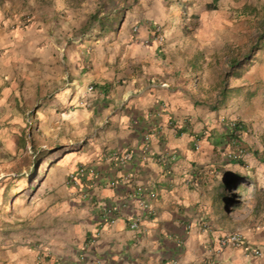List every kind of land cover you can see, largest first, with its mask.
Here are the masks:
<instances>
[{
  "label": "crops",
  "instance_id": "0c3cea01",
  "mask_svg": "<svg viewBox=\"0 0 264 264\" xmlns=\"http://www.w3.org/2000/svg\"><path fill=\"white\" fill-rule=\"evenodd\" d=\"M230 1L0 0V134L27 131L53 162L35 211L49 228L0 264H264L262 113L217 110L166 56L175 29ZM233 234L261 255L222 247Z\"/></svg>",
  "mask_w": 264,
  "mask_h": 264
},
{
  "label": "rangeland",
  "instance_id": "374dc122",
  "mask_svg": "<svg viewBox=\"0 0 264 264\" xmlns=\"http://www.w3.org/2000/svg\"><path fill=\"white\" fill-rule=\"evenodd\" d=\"M107 4L109 0H103L105 14L111 12ZM228 7L227 11L198 13L201 20L175 29L165 48L171 53L166 56L176 64L191 66L202 94L217 110L225 107L234 115L252 117L259 108L258 122L263 125L264 0H231ZM155 26L164 35L163 27ZM237 121L236 117L230 122ZM26 127L34 129L27 123ZM34 143L27 131L16 145L0 134V256L8 257L13 247L27 244L31 232L40 234L49 228L42 213L35 211L47 194L43 184L53 162ZM235 197L234 192L231 200Z\"/></svg>",
  "mask_w": 264,
  "mask_h": 264
},
{
  "label": "built area",
  "instance_id": "2783aa9c",
  "mask_svg": "<svg viewBox=\"0 0 264 264\" xmlns=\"http://www.w3.org/2000/svg\"><path fill=\"white\" fill-rule=\"evenodd\" d=\"M153 36H155L156 39H158L159 41H161L162 39V35H161V27L159 26H155L152 27L151 29ZM133 32L137 33L138 32V27L135 26L133 28ZM162 87H165L166 84H161ZM94 88L92 85L88 86L87 90L90 92L92 91ZM84 106H87L86 104H84ZM27 124L29 126H32L33 123L31 122V120L28 119ZM237 125L236 123H232L231 124V128H236ZM147 139V138H146ZM131 159V156L129 154H124L123 156H121L120 158L117 159L118 163L120 165H124L125 163H127L129 160ZM85 170L84 168H79L77 171L70 173L68 176V182L70 184H76L78 182V179L80 177V175L84 174ZM113 186H115V183H112ZM141 207L142 209H147L148 205L145 202L141 203ZM104 214H106L105 216H107L108 214L114 213L116 212V208L114 207H105L104 209ZM138 225L137 220L132 222L131 224V228L134 229L136 228ZM220 245L222 247H227V246H231L233 248H245L247 249L252 255L254 256H260L261 253L259 250L256 249H252L248 246V244L245 242V240L243 239V237L241 235L238 234H233V235H229V236H224L223 238L220 239Z\"/></svg>",
  "mask_w": 264,
  "mask_h": 264
},
{
  "label": "trees",
  "instance_id": "16d2710c",
  "mask_svg": "<svg viewBox=\"0 0 264 264\" xmlns=\"http://www.w3.org/2000/svg\"><path fill=\"white\" fill-rule=\"evenodd\" d=\"M228 198H230V200H229V201H231V198H232V197H228Z\"/></svg>",
  "mask_w": 264,
  "mask_h": 264
}]
</instances>
